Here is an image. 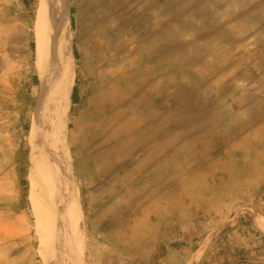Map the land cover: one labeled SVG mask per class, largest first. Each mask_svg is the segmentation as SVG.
Segmentation results:
<instances>
[{
  "label": "rangeland",
  "instance_id": "1",
  "mask_svg": "<svg viewBox=\"0 0 264 264\" xmlns=\"http://www.w3.org/2000/svg\"><path fill=\"white\" fill-rule=\"evenodd\" d=\"M64 2L84 264H185L208 237L198 264H264V0ZM41 5L0 0V264H45L28 143Z\"/></svg>",
  "mask_w": 264,
  "mask_h": 264
},
{
  "label": "bare ground",
  "instance_id": "2",
  "mask_svg": "<svg viewBox=\"0 0 264 264\" xmlns=\"http://www.w3.org/2000/svg\"><path fill=\"white\" fill-rule=\"evenodd\" d=\"M64 1L55 5V0H42L38 19L42 95L28 138L32 150L29 178L31 201L39 210L37 228L44 263L84 264L83 220L66 133L70 129L67 118L75 83V57L70 12ZM257 220L264 231V214H258ZM210 240L208 237L185 264H198Z\"/></svg>",
  "mask_w": 264,
  "mask_h": 264
},
{
  "label": "trees",
  "instance_id": "3",
  "mask_svg": "<svg viewBox=\"0 0 264 264\" xmlns=\"http://www.w3.org/2000/svg\"><path fill=\"white\" fill-rule=\"evenodd\" d=\"M33 1H34V0H23L24 4H25L27 7H30V5H31V3H32ZM72 11H73V10H72ZM73 24H74V20H73ZM32 48L35 49V44H34V42L32 43ZM74 55H75V58L78 60V59H79V53H78V51H77L76 48L74 49ZM35 83L37 84V77H35ZM71 98H72V103H73V105L78 104V102H79V98H78V88H77V86H75V88H74V90H73V93H72V95H71ZM23 184H24L25 186H27L28 183H27L26 180H24V181H23ZM262 189H264V187H262L261 189H259V190L257 191V193H259Z\"/></svg>",
  "mask_w": 264,
  "mask_h": 264
}]
</instances>
